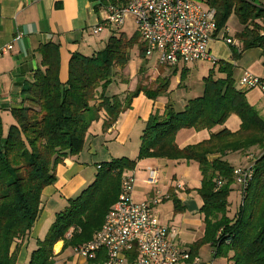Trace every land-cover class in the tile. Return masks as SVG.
I'll list each match as a JSON object with an SVG mask.
<instances>
[{
  "label": "trees",
  "instance_id": "obj_1",
  "mask_svg": "<svg viewBox=\"0 0 264 264\" xmlns=\"http://www.w3.org/2000/svg\"><path fill=\"white\" fill-rule=\"evenodd\" d=\"M206 2L215 8L214 35L225 28L234 12L240 24L235 37L242 50L259 47L264 55V0ZM114 33L98 51L72 53L65 82L59 77V45L40 46V67L22 89L21 106L10 108L14 123L6 132L0 116V264H16L20 246L41 211L43 189L57 180L59 163L81 153L87 131L100 112L105 116L102 129L106 130L141 91L154 98L164 87L165 81L153 90L140 85L133 90L124 88L121 71L129 62L130 50L138 45L142 58L145 51L139 33ZM232 53L236 59L240 50L232 46ZM233 69L231 63L216 60L202 78L201 95L190 98L182 110L166 105L163 114H151L142 130L137 156L101 162L94 180L55 213L26 264H52L53 246L59 240L71 247L90 240L117 200L123 171L148 157L198 163L197 192L203 201L204 234L190 246L191 256L209 244L213 258L226 257L228 264H264V118L247 102L245 91L236 86ZM118 77L124 82L118 86L123 90L109 94ZM231 114L241 121L237 131L222 128L201 142L184 147L175 143L179 129L211 130L222 126ZM253 146L258 148L253 163L235 166L224 158ZM211 155L216 156L209 159ZM235 167H251L252 177L244 189L240 186L239 209L229 217L228 196L231 185L237 183ZM174 203L179 208L176 200Z\"/></svg>",
  "mask_w": 264,
  "mask_h": 264
},
{
  "label": "crops",
  "instance_id": "obj_2",
  "mask_svg": "<svg viewBox=\"0 0 264 264\" xmlns=\"http://www.w3.org/2000/svg\"><path fill=\"white\" fill-rule=\"evenodd\" d=\"M102 2L103 0H0V116L4 132L9 125L14 123L9 111L10 108L21 106L22 89L28 81L32 80L34 70L40 67V46L47 43L59 45V77L62 82H65L68 76V61L72 53L79 52L88 55L102 49L112 32H115L114 34L122 32L127 36L138 33L136 29L133 34L129 35L119 29L116 31L108 30V33L104 34L105 36H103V32L94 34L92 26L100 20L101 10L99 6ZM225 29L227 30V25ZM239 30L240 28L236 32ZM219 33L220 31L216 35L213 34L209 42V49L216 60H224L234 66L233 77L236 86L238 79L245 72L264 76V55H262L261 48L251 47L242 50V43L236 38L238 45L235 43L237 48L233 47L240 50V55L234 59L232 46L226 44L222 39L223 36L230 37V35L226 31L221 35ZM144 57L145 60H150L149 56ZM153 57L157 60V56ZM156 60L154 67L158 64ZM160 66L162 67L161 77L165 83L156 97L150 98L141 91L131 100L130 107L122 111L115 123L106 130L102 129L105 116L103 112H100L98 119L92 122L87 131L81 153L68 156L57 165V180L42 191L41 211L31 228L28 239L21 246L16 264L28 262L30 253L37 247L38 240L43 239L52 223L53 214L63 209L68 204V199L77 196L80 190L94 180L97 166L101 162L109 161L115 157L128 156L134 158L137 156L142 130L151 114H163L166 105L174 110H182L190 98L202 94L203 87H200V89L191 90L193 93H180L177 98L173 97L182 85L190 89L184 80L193 67L197 70L200 68L203 72L202 81L213 63L185 64L179 62L175 66ZM113 90L109 94L120 93L123 88L119 89L118 86H115ZM187 94H190L191 97H188ZM245 98L260 116L261 113H264V93L258 88L246 90ZM240 124L239 117L236 114H231L222 126H216L211 130L197 131L194 128H182L175 135V143L179 147H184L207 140L211 132H216L222 128H227L233 132L237 131ZM97 135L103 137V145L96 143L94 138ZM109 140L116 144L114 149L106 143ZM131 140L133 145L137 146L134 151L136 152L135 155H127L128 151L125 148ZM215 156L211 155L209 159ZM248 156L246 152L243 155L241 153H229L224 158L235 166H242L253 163L254 158L251 161L246 159ZM149 168L157 169L160 184L158 190L162 194L153 211L162 223L176 228V243L181 249L189 251L190 246L204 234V215L200 211L203 201L197 192L200 180L198 185H193L189 180L192 170L196 171L198 168V163L160 157L139 159L133 169L122 173V175L134 176L135 182L131 196L135 202L140 203L154 193V191H150V185L146 181ZM170 173L174 174L171 181L167 178ZM178 174L181 175L180 180L177 179ZM161 181L164 182L162 185ZM138 187L142 190L141 195L137 192ZM232 193L234 195L241 194L239 184L233 183L231 185L228 196L229 205L232 204L230 198ZM241 199L239 198V205ZM174 200L177 201L179 208L175 207ZM56 243L53 246L52 264H102L104 259L102 252L88 259L76 253L74 247L63 246L62 240ZM205 247H208L209 256L203 259L200 252ZM212 252L213 248L209 244H204L198 249L197 255L203 260H211Z\"/></svg>",
  "mask_w": 264,
  "mask_h": 264
},
{
  "label": "built area",
  "instance_id": "obj_3",
  "mask_svg": "<svg viewBox=\"0 0 264 264\" xmlns=\"http://www.w3.org/2000/svg\"><path fill=\"white\" fill-rule=\"evenodd\" d=\"M253 2V0H244ZM100 20L92 26L94 34L105 29H121L133 19L143 42L145 56L157 54L161 65L182 63H214L209 42L216 30L215 8L196 0H103ZM227 32V30H225ZM228 45L235 40L223 36ZM240 90L258 88L264 93V76L245 72L237 82ZM235 180L244 189L252 177L251 167L234 169ZM158 171L148 169L147 183L157 185ZM135 179L121 176L117 200L104 217L101 228L74 251L91 259L103 252L102 264H213L176 243L177 230L162 223L153 208L162 194L156 189L152 196L138 203L132 199Z\"/></svg>",
  "mask_w": 264,
  "mask_h": 264
},
{
  "label": "rangeland",
  "instance_id": "obj_4",
  "mask_svg": "<svg viewBox=\"0 0 264 264\" xmlns=\"http://www.w3.org/2000/svg\"><path fill=\"white\" fill-rule=\"evenodd\" d=\"M198 2H200L202 5H206V0H196ZM227 25V32L228 35H230L231 38H233L234 40L236 39L235 37V32L236 30H238L240 28V24L238 21V17L237 15L232 12L226 22ZM225 28H223L222 30H220V35L223 33H225ZM120 31H124L127 34H133L136 31V23L133 19H127L125 25L120 29ZM103 36H105L104 34L108 33V29H105L104 31H102ZM101 33V32H100ZM235 43H237L238 45V40H235ZM236 47V46H235ZM237 48V47H236ZM153 56H157L156 53H153L150 57V60H145V57L142 58L141 53H139L138 50V46H135L133 49L130 50V65L129 62L126 65V68L124 67V70L122 69L121 71V75L122 78L124 77L123 80H125L124 82H122V78L118 77L116 81V83L112 84V88H115V86H119L122 83L125 84V87L127 90L129 89H134L137 85L140 86H144L145 88H156L158 86H160L163 82V77H161V72H162V67L160 66L161 64H157L155 65V67L153 66L156 62V58ZM134 60V61H133ZM157 61V60H156ZM133 62V63H132ZM199 63V62H197ZM192 71L189 73V75L185 78L184 82L186 84H188L190 86L189 88H185L183 87V85L181 87L178 88V91H176L177 93L173 96L175 98H177L180 93L186 94L188 92L193 93L191 90H197L200 89V87L202 88V81H201V77L203 76V72L201 71V69L199 68L198 70L196 68H192ZM208 73V72H207ZM206 73V74H207ZM205 74V73H204ZM237 78V76H236ZM188 97H191L190 94H187ZM5 117V115H3ZM261 117L264 118V113H261ZM92 127V126H91ZM96 140V143L103 145L104 141H103V137H101V135H97L96 138H94ZM102 141V142H101ZM106 143L109 145L110 148L114 149L113 147L116 146V144L114 142L106 141ZM127 148L126 151L127 155H135L136 152L135 148H137L136 145H133V141L131 140L130 143L127 144V146L125 147ZM248 151V152H247ZM246 151V155H249L248 157H246V159L248 158V160H252V158H254L255 154H258V148L256 146L251 147L250 149H248ZM260 152V150H259ZM241 155H243V153H241ZM196 164V163H194ZM244 166V165H242ZM236 168V167H235ZM180 174L177 175V179L180 180ZM174 177V174H168V179L171 181ZM189 180L191 181V183L193 185H198L199 184V180H200V171H199V167L196 169V171L191 172L190 176H189ZM159 180V179H158ZM164 182L161 181V185ZM181 184V183H180ZM159 182L157 183V185H150V191L153 192V190L155 191L156 189L160 188L159 186ZM81 191V190H80ZM79 191V193H80ZM137 192L139 195L142 194V190L140 189V187H138ZM135 194V192H134ZM231 203L229 205V208L227 210V214L229 217H232L234 212L237 211L239 209V198L241 199V194L237 193V194H231ZM106 215V214H105ZM55 218V213L53 214V220ZM51 223V222H50ZM57 244V243H56ZM22 246V245H21ZM21 246L19 251L21 250ZM31 247V246H30ZM207 248L205 247L204 249L201 250V255L202 258H206L209 256V254L207 253ZM230 255H232V253H229ZM211 260H213V264H228L227 262V258L223 257V256H219L216 258L210 257Z\"/></svg>",
  "mask_w": 264,
  "mask_h": 264
}]
</instances>
